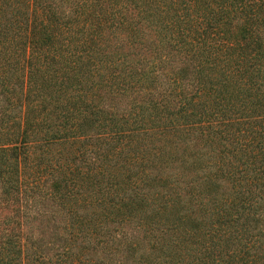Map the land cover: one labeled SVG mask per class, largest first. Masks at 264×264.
Wrapping results in <instances>:
<instances>
[{
	"label": "trees",
	"instance_id": "trees-1",
	"mask_svg": "<svg viewBox=\"0 0 264 264\" xmlns=\"http://www.w3.org/2000/svg\"><path fill=\"white\" fill-rule=\"evenodd\" d=\"M0 194V264H264V0H0Z\"/></svg>",
	"mask_w": 264,
	"mask_h": 264
},
{
	"label": "rangeland",
	"instance_id": "rangeland-1",
	"mask_svg": "<svg viewBox=\"0 0 264 264\" xmlns=\"http://www.w3.org/2000/svg\"><path fill=\"white\" fill-rule=\"evenodd\" d=\"M3 204H1V194H0V235L2 234V232L5 231L4 229V224H3V220H4V217L5 216H8V217H12V214H13V211H12V205H9V208L8 209H3L2 208ZM10 226L11 224L9 225L8 224V229H6L7 231H10Z\"/></svg>",
	"mask_w": 264,
	"mask_h": 264
}]
</instances>
